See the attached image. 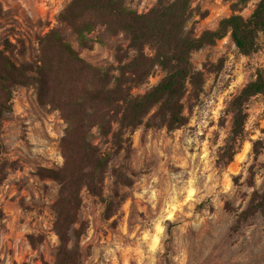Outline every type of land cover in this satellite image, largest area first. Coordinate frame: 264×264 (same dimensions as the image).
<instances>
[{"label": "rangeland", "instance_id": "1", "mask_svg": "<svg viewBox=\"0 0 264 264\" xmlns=\"http://www.w3.org/2000/svg\"><path fill=\"white\" fill-rule=\"evenodd\" d=\"M71 1L0 0V49L15 63L35 68L43 55L41 38L57 29L96 66L117 65L118 57L135 54L123 33L103 27L88 34L89 46L82 47L61 17ZM125 1L146 13L157 0ZM234 1L192 0L186 32L215 30L233 13L247 17L258 2L234 10ZM191 61L202 79L188 84L186 123L175 129L147 126L150 112L114 151L103 193L114 201L112 216L104 217L101 197L82 189L80 264H264V214L245 212L253 192L264 189V94L249 102L240 150L227 165L218 160L231 129L227 103L257 67L264 68V32L254 53H242L228 33L194 50ZM164 75L155 67L134 92L144 93ZM12 93L11 110L0 120V264H56L59 184L46 174L64 162L66 122L40 96L36 81L16 85ZM92 133L103 149L114 146L113 132L102 136L95 127ZM117 192L126 197L120 205Z\"/></svg>", "mask_w": 264, "mask_h": 264}, {"label": "trees", "instance_id": "2", "mask_svg": "<svg viewBox=\"0 0 264 264\" xmlns=\"http://www.w3.org/2000/svg\"><path fill=\"white\" fill-rule=\"evenodd\" d=\"M249 1L235 0L232 8H242ZM191 2L157 0L148 12L138 13L125 0H72L61 17L82 47L89 46L88 34L97 27L113 35H125L135 54L118 57L117 65L101 67L87 62L57 29L41 38L43 55L35 68L15 63L0 49V120L4 112L11 110L13 87L34 80L40 96L55 105L66 122L60 141L64 162L49 168L46 174L59 184L53 226L60 241L56 264L81 263L80 240L86 230L80 216L82 189L101 197L105 202L104 217L112 216L114 201L103 197L107 168L114 151L130 139L145 117L152 112L147 126L175 129L186 123L183 98L188 84L196 86L202 79V73L191 61V53L228 33L242 53L258 50L259 35L264 32V0H258L249 16L233 13L224 17L215 30H205L199 36L185 30L192 14ZM146 47L152 53L146 52ZM157 66L165 75L144 93H135L134 89L141 87ZM261 94L264 68L257 67L254 77L227 103L231 129L218 158L224 165L240 150L246 136L249 102ZM95 127L102 136L113 132L112 148L103 149L95 143ZM115 196H119L118 205L126 198L118 192ZM245 212L264 214V189L253 192ZM29 238L34 246L33 236Z\"/></svg>", "mask_w": 264, "mask_h": 264}, {"label": "built area", "instance_id": "3", "mask_svg": "<svg viewBox=\"0 0 264 264\" xmlns=\"http://www.w3.org/2000/svg\"><path fill=\"white\" fill-rule=\"evenodd\" d=\"M147 10V9H146Z\"/></svg>", "mask_w": 264, "mask_h": 264}]
</instances>
